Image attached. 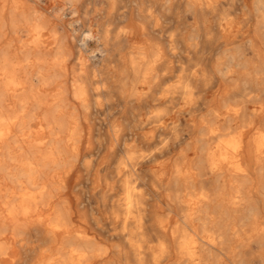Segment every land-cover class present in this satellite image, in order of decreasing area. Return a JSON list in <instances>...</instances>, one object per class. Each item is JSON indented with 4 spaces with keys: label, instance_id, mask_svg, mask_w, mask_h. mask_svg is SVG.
I'll list each match as a JSON object with an SVG mask.
<instances>
[{
    "label": "bare ground",
    "instance_id": "6f19581e",
    "mask_svg": "<svg viewBox=\"0 0 264 264\" xmlns=\"http://www.w3.org/2000/svg\"><path fill=\"white\" fill-rule=\"evenodd\" d=\"M218 1L0 0V264H264V0Z\"/></svg>",
    "mask_w": 264,
    "mask_h": 264
},
{
    "label": "rangeland",
    "instance_id": "374dc122",
    "mask_svg": "<svg viewBox=\"0 0 264 264\" xmlns=\"http://www.w3.org/2000/svg\"><path fill=\"white\" fill-rule=\"evenodd\" d=\"M45 0H39V5H38V8L40 9L43 5H44V2ZM226 0H220L218 1L216 4L220 5V6H225L226 4ZM86 7V8H85ZM88 8V9H87ZM43 11V9H41ZM81 10V11H80ZM82 10H85L82 11ZM89 12V10L91 11L92 8L90 7V4L86 3L85 6L83 8H79L78 11H77V14L74 16L75 18L74 19H77V21L73 22L72 25L69 24L67 21L65 22V26L68 28L69 32L71 33L72 32V28L74 27H80L81 30H85L86 26H82V23H84V19L86 18V12ZM53 15V13H52ZM55 15V14H54ZM187 19L189 21H191V18H189V16H187ZM174 22V15L172 13L169 12V15H168V18H167V22H166V25L167 26H170L172 23ZM79 25V26H78ZM95 26V25H94ZM169 28V27H167ZM85 33V32H84ZM167 32H164L162 35H157V37L159 39L162 40V43L165 44V36ZM164 36V37H163ZM199 39H200V36H199ZM95 53V52H94ZM92 115V116H91ZM98 115L93 113V114H90L89 115V119H90V123L93 125L94 127V133H97V126H98ZM97 199L96 198H91V207L94 208V210L96 209V206H97ZM94 212V211H92Z\"/></svg>",
    "mask_w": 264,
    "mask_h": 264
}]
</instances>
